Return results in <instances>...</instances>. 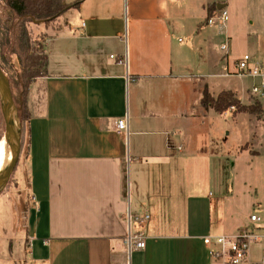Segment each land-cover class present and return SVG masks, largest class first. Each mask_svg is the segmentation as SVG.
I'll list each match as a JSON object with an SVG mask.
<instances>
[{
	"label": "crops",
	"instance_id": "obj_1",
	"mask_svg": "<svg viewBox=\"0 0 264 264\" xmlns=\"http://www.w3.org/2000/svg\"><path fill=\"white\" fill-rule=\"evenodd\" d=\"M219 3L264 18V0H81L43 25L47 74L31 85L18 181L28 264H212L206 236L253 225L238 171L262 155L251 148L261 115L205 108L209 82L195 80L227 76L214 70L234 24L207 23ZM224 90L249 104L244 88L210 92ZM129 208L151 214L130 257Z\"/></svg>",
	"mask_w": 264,
	"mask_h": 264
},
{
	"label": "rangeland",
	"instance_id": "obj_2",
	"mask_svg": "<svg viewBox=\"0 0 264 264\" xmlns=\"http://www.w3.org/2000/svg\"><path fill=\"white\" fill-rule=\"evenodd\" d=\"M229 14V20L231 18L234 24V30L232 33L233 51L228 56L229 63L232 64L237 58L241 57L245 53L251 54L255 61L264 65V18L263 14H260L262 9L253 7L256 12L249 13L243 11L240 6H231ZM230 12V13H229ZM250 13L253 17L250 19ZM9 16V10L7 3L4 0H0V26L5 25ZM251 20V24L250 21ZM252 20L254 23H252ZM230 23V21H229ZM44 23L37 24L32 22L28 25V30L32 35L33 47L38 51H42L46 40V34L42 31ZM1 28V27H0ZM221 42L218 41L220 46ZM193 58V57H192ZM13 62L17 69L21 67L19 59L16 55H13ZM226 61L222 60V63L217 67L216 71H223V66ZM193 67L191 71L195 72ZM5 71V70H4ZM212 72L211 74H213ZM8 76V73L5 71ZM209 82V90L217 92L223 87H237L244 88L250 94V100L248 103H254L259 101L264 107V99L257 98L250 93V88L257 82L256 79L249 76H221L210 75L207 78H197L196 84H201L202 80ZM12 94L17 108V113L22 123L24 118H27L32 114L30 107V91L28 90L26 98H22V91L12 80L11 82ZM3 97L0 90V140L5 139L7 144L11 147L15 141V119L11 117V121L5 116L3 112ZM22 101H24V108L21 112ZM235 108H229L230 111H235ZM22 118V120H21ZM257 123V125H256ZM251 129L256 132L251 141V148L257 149L262 153L261 156H254L251 153V166H248L245 161L241 162V169H239L240 188L243 193L246 194L247 202L245 205L246 213L254 211V214L262 218V222L251 226L254 228L255 233L261 235V240L254 243L251 246L252 253L257 257L264 256V250L262 249L264 241V228H258V225H264V114L260 116V120L256 117H251ZM227 132V131H226ZM226 137V134H225ZM244 139V131L234 136L232 135L229 142L234 140L239 142ZM14 154L12 156V160ZM11 160V161H12ZM24 155L21 151L20 158L16 164L15 169L11 173L5 188L0 193V264H28V243H27V231L24 226L26 223L24 213V198L21 197V188L18 185L20 178V172L24 168ZM223 176H227V171H222ZM262 244V245H261ZM255 258V257H254ZM258 259V258H255Z\"/></svg>",
	"mask_w": 264,
	"mask_h": 264
},
{
	"label": "trees",
	"instance_id": "obj_3",
	"mask_svg": "<svg viewBox=\"0 0 264 264\" xmlns=\"http://www.w3.org/2000/svg\"><path fill=\"white\" fill-rule=\"evenodd\" d=\"M7 3L9 16L5 25L0 26V66L8 73L10 85L12 80L22 91V98H26L32 83L47 74L48 56L44 50L38 51L33 47L32 35L28 25L39 22L50 25L72 5H78L81 0L69 4L65 0H4ZM216 10V5L209 8L207 21ZM1 20V19H0ZM13 55L19 59L21 67L16 68ZM21 112L24 108L22 101ZM202 105L224 113L231 106H235L234 113L247 112L262 115L264 107L257 101L244 104L231 90H224L214 97L208 85L202 89ZM31 115L22 120L21 151L26 141V131Z\"/></svg>",
	"mask_w": 264,
	"mask_h": 264
},
{
	"label": "built area",
	"instance_id": "obj_4",
	"mask_svg": "<svg viewBox=\"0 0 264 264\" xmlns=\"http://www.w3.org/2000/svg\"><path fill=\"white\" fill-rule=\"evenodd\" d=\"M228 21V10L223 7L215 10L207 23L209 26L224 30L227 28ZM220 49L223 53L221 59L226 61L223 66L224 74L227 76H249L256 79L257 82L250 88V93L257 98L264 99V65L255 61L249 53L243 54L230 64L228 56L231 52L229 37L227 36L220 45ZM231 107L235 108V106ZM227 112L229 109L225 111L226 114ZM117 126L120 133L128 135V117L119 119ZM250 219L253 225L263 221L256 214H252ZM125 220L127 222V234L124 237V244L130 257L133 251L143 250L146 247L147 234L145 228L151 220V214L149 212L141 215L134 214L129 208L125 214ZM260 240L261 235L255 233L251 226L241 228L235 235L206 236L204 238V242L209 246L212 264H264V256L258 259L251 257V246Z\"/></svg>",
	"mask_w": 264,
	"mask_h": 264
},
{
	"label": "water",
	"instance_id": "obj_5",
	"mask_svg": "<svg viewBox=\"0 0 264 264\" xmlns=\"http://www.w3.org/2000/svg\"><path fill=\"white\" fill-rule=\"evenodd\" d=\"M224 6H225V4H223V3H219L217 5L218 9H221ZM36 23H39V22H36ZM0 90L2 93V97L6 98L10 116L11 117L13 116L15 119V129H16L15 141H14V148H15L14 158L12 161H10L8 163L7 172H6L3 180L0 183V193H1V191L3 190V188H5V185L7 184L11 173L15 169L16 164L19 161L20 154H21V135H22V123H21L20 118H19L18 113H17V108L15 106L10 81H9L7 74L1 68V66H0ZM3 112H4V109H3ZM4 114H5V112H4Z\"/></svg>",
	"mask_w": 264,
	"mask_h": 264
},
{
	"label": "bare ground",
	"instance_id": "obj_6",
	"mask_svg": "<svg viewBox=\"0 0 264 264\" xmlns=\"http://www.w3.org/2000/svg\"><path fill=\"white\" fill-rule=\"evenodd\" d=\"M3 109L5 112L6 117L9 119V122L11 121V117L8 110V105L6 98L3 99ZM15 148H14V142L12 143V146L10 147L5 139L0 140V183L3 180L7 168L8 163L12 160V156L14 154Z\"/></svg>",
	"mask_w": 264,
	"mask_h": 264
}]
</instances>
